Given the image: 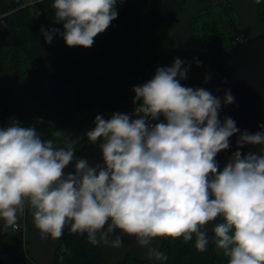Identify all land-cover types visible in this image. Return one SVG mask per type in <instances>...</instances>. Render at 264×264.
I'll use <instances>...</instances> for the list:
<instances>
[{
	"label": "clouds",
	"instance_id": "1",
	"mask_svg": "<svg viewBox=\"0 0 264 264\" xmlns=\"http://www.w3.org/2000/svg\"><path fill=\"white\" fill-rule=\"evenodd\" d=\"M118 2L124 0H54L55 22H63L64 31L43 32L45 42L59 33L68 47L91 48L117 18ZM183 63L176 58L135 86L133 104L141 103L133 113L95 117L86 136L93 144L103 140V166L78 159L75 173L65 175L74 150L43 139L35 127L18 122L0 127V219L5 227L16 226L27 199L41 238L60 239L69 225L71 233H87L93 244L99 243L97 232L107 243L116 229L142 246L156 237L182 236L188 242L195 234V247L203 253L209 244L203 228L219 216L223 222L214 227L213 242L230 258L228 264H264V131H245L237 139L238 148L261 145L259 155L238 150L218 170L215 157L229 148V138L239 129L231 117L221 124L219 98L180 83L188 70ZM233 102L226 91L224 103ZM161 116L164 122L152 123ZM121 235L113 247L122 244ZM151 254L167 260L159 251Z\"/></svg>",
	"mask_w": 264,
	"mask_h": 264
},
{
	"label": "trees",
	"instance_id": "2",
	"mask_svg": "<svg viewBox=\"0 0 264 264\" xmlns=\"http://www.w3.org/2000/svg\"><path fill=\"white\" fill-rule=\"evenodd\" d=\"M30 1L0 0V15L6 14L0 22V59L9 73V80L0 86V127L18 122L22 127H35L43 139L54 141L89 117L77 118L83 111L97 108L91 113L94 120L97 115L107 120L115 112H133L141 103L133 104V88L178 58L162 31L187 9L194 14L187 25L189 47L182 64L188 70L186 79L180 80L185 87L208 90L216 64L238 41L233 37H248L234 0H124L115 6L117 18L94 38L91 48L68 47L59 34L64 31L63 22H55L54 0ZM257 18L264 25V5L257 7ZM49 26L59 33L46 43L43 32ZM258 114L264 118V107ZM57 131L63 135L56 137ZM29 212L25 209L22 215ZM22 215L18 214L19 224ZM221 222L219 217L207 232L209 244L203 253L195 247V234L188 242L182 236L162 237L157 251L167 260L126 254L116 264H228L230 258L213 242V229ZM24 239L22 224L18 230L8 227L0 231V264H6L4 253L11 256L13 264H38L22 248ZM55 242L59 247L51 264H108L100 245L88 238L69 235ZM61 246L64 250L59 253Z\"/></svg>",
	"mask_w": 264,
	"mask_h": 264
},
{
	"label": "water",
	"instance_id": "3",
	"mask_svg": "<svg viewBox=\"0 0 264 264\" xmlns=\"http://www.w3.org/2000/svg\"><path fill=\"white\" fill-rule=\"evenodd\" d=\"M208 91L221 100L219 119L223 124L225 117H231L239 129L229 138V148L223 150L215 157L218 170H223L236 151L242 155L249 152L259 155L261 145L246 144L242 148L237 147L238 137L247 131L249 134L261 132L264 128V118H260L258 111L264 107V33L244 38L235 43L232 51L222 57L216 64L210 78ZM230 91L234 97L232 104L224 103L225 92ZM158 122H164L160 119ZM74 160L63 170L65 175L75 173V163L78 159H86L90 167L97 164L103 166V156L100 146L89 141L73 147ZM110 222V221H109ZM107 225L103 230L106 231ZM69 235H76L87 239V233H71L70 225L65 227L60 239H54L50 234L47 237L54 241H64ZM113 240L121 235V230L116 229L108 234ZM122 244L137 242L135 236L121 235Z\"/></svg>",
	"mask_w": 264,
	"mask_h": 264
},
{
	"label": "rangeland",
	"instance_id": "4",
	"mask_svg": "<svg viewBox=\"0 0 264 264\" xmlns=\"http://www.w3.org/2000/svg\"><path fill=\"white\" fill-rule=\"evenodd\" d=\"M193 4V2H191ZM236 10L238 15L242 20V30L245 37H251L260 33H264V25H262L257 18V7L260 8L264 5V0H260V3H256V0H234ZM194 11L192 9L186 10L183 15H181L174 23L167 25L162 33L166 37L167 41L170 43L174 49L177 57L186 62L185 53L189 47V42L187 39V25L191 16H193ZM235 42L244 39V37L234 36ZM8 71L5 64L0 59V86L5 85L8 79ZM97 108L92 110H86L77 115V118H88L84 119L82 123L72 129L70 132L65 133L62 137L55 141V146L64 148H73L76 142L87 139L89 141L86 133L95 127L94 119L91 116L92 112H95ZM131 114V113H129ZM133 119L134 116L132 117ZM103 142L102 139L97 141L100 145ZM25 209L31 210V212L22 215L21 224L22 231L24 232L25 239L23 244V249L25 252L32 256L38 264H51L52 258L55 250L59 247V243L49 239L47 236L41 238L40 231L35 227L33 220V209L31 208L27 199L25 200ZM20 218V217H19ZM209 222L204 226L203 230L209 232L212 230V226L218 220ZM19 221V220H18ZM17 221V223H18ZM5 221L0 219V231L6 230ZM162 237H156L147 246H142L140 243L134 242L130 244H121L119 247H113V240L107 238V243H105L104 238L101 234H96V239L99 241V245L105 256L107 258L108 264H116L118 261L122 260L126 254H132L138 257L146 258L151 257L152 250H158L161 244ZM9 243V242H8ZM64 247H60L59 253H62ZM3 258L6 264H13V260L9 254L4 253Z\"/></svg>",
	"mask_w": 264,
	"mask_h": 264
},
{
	"label": "built area",
	"instance_id": "5",
	"mask_svg": "<svg viewBox=\"0 0 264 264\" xmlns=\"http://www.w3.org/2000/svg\"><path fill=\"white\" fill-rule=\"evenodd\" d=\"M14 1H15V2H19L20 0H14ZM30 3H35V0H31ZM38 14H39V12H38ZM5 15H6V14H1V15H0V22H3V18H4ZM52 29H54V27H53V26H49V27L47 28V32H51ZM54 35H55V33L53 34V39L55 38ZM53 39H52V40H53ZM133 112H134V111H133ZM133 112H131V113H133ZM133 116H134V115H133ZM134 118H137V117L134 116ZM160 119H161V118H160ZM160 119H159V120H160ZM159 120H158V121H159ZM158 121H152V123H158ZM20 226H21V224L17 223L16 226L13 227V229H14V230H18Z\"/></svg>",
	"mask_w": 264,
	"mask_h": 264
},
{
	"label": "crops",
	"instance_id": "6",
	"mask_svg": "<svg viewBox=\"0 0 264 264\" xmlns=\"http://www.w3.org/2000/svg\"><path fill=\"white\" fill-rule=\"evenodd\" d=\"M77 143V142H76Z\"/></svg>",
	"mask_w": 264,
	"mask_h": 264
}]
</instances>
